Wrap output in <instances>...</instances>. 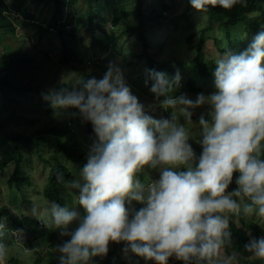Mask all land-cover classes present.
Masks as SVG:
<instances>
[{
  "label": "clouds",
  "instance_id": "clouds-1",
  "mask_svg": "<svg viewBox=\"0 0 264 264\" xmlns=\"http://www.w3.org/2000/svg\"><path fill=\"white\" fill-rule=\"evenodd\" d=\"M19 1L6 3L14 6ZM190 3L200 13L208 11L209 5L225 10L248 7V0ZM81 7L86 9L87 4L83 2ZM15 25L16 36L23 40L26 31L17 22ZM130 42L141 51L126 49L124 45ZM11 43L14 45V39ZM104 43L110 45L108 49L100 46L105 55L121 45L122 68L118 61L117 65H105V55L92 53L87 56L91 61L84 64H62L56 55V64L43 83L41 105L47 107L45 113L78 110L95 133L96 138L85 136L87 162L79 171V180L71 182L79 207L50 201L47 217L41 219L42 213L36 208L32 213L18 209L19 195L27 188L12 193L7 183L10 204L4 208L19 218L26 215L36 223V230H57L63 242L49 252L56 248L58 264H94V258L107 257L111 244L123 245L122 256L129 264L133 257L146 264H169L173 258L181 264H231L235 257L221 254L224 246L232 243L231 218H264V25L245 50H227L215 59L216 91L205 95L202 82L203 91L190 90L197 94L195 99L184 92L174 94L184 77H191L183 76L176 64L175 72L149 66V55L143 53L152 54L155 41L151 38L146 49L136 37H121L115 43L107 39ZM130 54L142 59L130 58ZM158 58L163 59L159 54ZM93 62L97 66L89 67ZM57 65L76 69V78L69 80L73 73H66L50 86L48 78ZM132 72H138L137 86L127 74ZM133 92L148 93L152 100L156 97L159 111L146 108L143 103L151 99L141 103ZM204 107L207 118L202 113L196 122L199 139L195 143L202 149L198 155L190 142L188 125L194 123L195 111ZM146 169L158 170L159 178L146 175L141 181ZM234 181L237 187L229 191ZM2 217L0 236L6 227L17 235L18 230H10L8 218ZM21 228L19 231L32 242L31 249L25 241L28 249L37 248L42 239L36 242L29 227ZM9 247L0 241V264H7ZM244 249L251 254L250 259L264 261V236L251 238Z\"/></svg>",
  "mask_w": 264,
  "mask_h": 264
},
{
  "label": "trees",
  "instance_id": "trees-1",
  "mask_svg": "<svg viewBox=\"0 0 264 264\" xmlns=\"http://www.w3.org/2000/svg\"><path fill=\"white\" fill-rule=\"evenodd\" d=\"M176 1L153 0L147 5V0H134L132 7H129V4H123L120 0H20L14 6L8 5L6 0H0V42L3 39L8 40L9 36L14 37V45L7 42L4 51L0 53V172L10 164L14 165L8 182L12 193L23 192L29 186L38 192L43 187L44 198L64 206L62 188L65 183L74 181L76 176L67 162L58 161L55 164L54 158L60 153L66 160L83 167L88 153L82 146L85 136L95 137L91 123L84 121L75 109L56 114L61 119L58 122L49 120L38 127L35 119L27 115L33 110L28 105L29 99L37 98L38 105L43 104V83L47 81L50 69L56 64L54 56L58 55V62L62 64H84L91 61L87 56L93 53L92 46L98 44V47L110 48L97 35L99 31L107 36L110 43L117 42L121 37H136L144 45L143 49H146L150 44L146 41L150 39V28L157 27L158 30L159 27H166L171 33L166 35V43L158 51L154 50L157 55L146 51L143 53L149 55V66L153 70L171 72H175L176 68H184L191 77H184L183 82L188 85L189 90L200 92L204 88L200 83L203 82L205 86L215 84V58L207 48V43L212 42L220 56L227 50L239 53L246 48L240 47L239 41L244 38L237 35L244 31L256 34L264 25V0H248L247 8L236 6L232 10L209 5L208 11L204 12L207 18L203 25L197 22L195 17L198 11L191 7L190 0H186L188 7L181 13L168 16L175 12V5L178 3ZM83 2L87 4L86 9L81 7ZM16 22L26 31L23 40L16 36ZM185 31L188 32L185 39L171 41L170 37L176 38L179 32ZM82 32L90 33L94 41L85 43ZM210 34L216 36L210 38ZM129 44V49L133 50L132 46L136 44ZM167 45L172 49H167ZM185 46H188V50H195L194 59L183 57V54H187L184 51ZM158 54L163 59L159 60ZM128 56L142 59L137 54ZM166 57L171 59L167 60ZM42 112L45 113V110ZM47 112L54 113V110ZM205 116L207 118V114ZM21 119L25 120L24 124L19 123ZM69 122L75 123L74 129ZM75 130H82L85 135L78 136ZM31 150L37 154L27 157ZM45 151L52 155L46 160V164L51 165V170L44 186L35 185L30 177L28 164L31 158L44 156ZM144 174L147 175H141ZM58 176L63 179L58 180ZM1 194L0 184V196ZM3 208H0V218H8L10 230L19 231L21 227L27 226L33 232L30 233L31 238L47 240L51 247L63 242L64 238L60 237L57 230H36V223L26 218V215L19 218ZM230 230L232 243L224 246L225 253L234 256L237 264H264L259 259H250L251 254L244 249V245L251 238L264 236V224L252 217H232ZM0 241L5 243L2 236ZM26 244L32 249L30 240ZM114 253L110 248L107 257L94 258V264H129L122 255L117 256ZM140 260L141 258L133 257L132 264H140ZM13 261L20 264L18 259ZM40 262L41 259L38 258L35 264ZM176 263L181 264L177 260ZM47 264H58V257L54 252H49Z\"/></svg>",
  "mask_w": 264,
  "mask_h": 264
},
{
  "label": "rangeland",
  "instance_id": "rangeland-1",
  "mask_svg": "<svg viewBox=\"0 0 264 264\" xmlns=\"http://www.w3.org/2000/svg\"><path fill=\"white\" fill-rule=\"evenodd\" d=\"M120 1L123 2V4H129V7H132L133 2H134V0H120ZM151 1H153V0H147V5H149L151 3ZM176 2H178V3L177 4L175 3L176 4L175 5V8H176L175 12H173L172 14L169 13L168 16H176L179 13H181L182 10H185L188 7L186 0H177ZM196 16L197 17H195V18H196L198 23H201V25L206 23L207 15L204 12H201V13L198 12L196 14ZM169 25H172V24L169 23ZM215 27H217V25H215ZM20 33H22V30H20ZM148 33H149V36L151 38V41L152 42L155 41V44H153V46L151 48V52L154 55L155 54L157 55V53L154 52V50L157 51V49L155 47L159 48L160 46H162L163 42L166 43V40H167L166 35L167 36L170 35L171 31L166 27H159L158 30H157V27H155V28L151 27L150 30L148 31ZM254 35H255L254 32H245V31L238 34L237 37L244 38V40H243L244 42L239 41L240 47L243 46L244 48H247L248 44L251 42L252 37ZM84 36H85V40H84L85 43H92L93 42V38L91 37L90 33H86V34H84ZM98 36L103 38L104 41H107V38L104 36V34L102 32H98ZM187 36H188L187 31L179 32L177 34L176 38L170 37V39H171V41L174 42L177 39L183 40ZM209 36H210V38H214L216 36V34H210ZM219 37H220V35H218L217 38H219ZM8 39L9 40H4V39L1 40V42H0V53H2L4 51V46L7 44V42L11 43V41L14 39V37L12 36ZM124 47L126 49H129L130 44H125ZM166 48L172 49V47L169 45H167ZM207 48L211 51V55L213 56V58L217 59L220 57V52L215 50V46L212 42L207 43ZM132 49L135 52H140L142 48L140 46L133 45ZM92 51H93V54L96 55V57H103L105 55L103 48L98 47V45L92 46ZM121 51H122L121 45H118L111 52H107L105 55L106 61L103 63L107 66H109L110 64L117 65V61H118L117 66L122 68L123 60L120 57ZM184 51H186L188 55L183 54V57H188L191 60L194 59L195 50H191V48L188 50V46H185ZM167 55H171V53H167ZM174 55H175V52H174ZM96 66L97 65L94 62L89 65V67H96ZM76 71H77L76 69L69 67V66L57 65L51 70V74L48 78V83L50 84V86L57 84L60 81L61 76L66 74V73H73V75L71 76V78L69 80L75 79L77 76ZM179 71L183 76L191 75L187 72L185 73L184 68L180 69ZM127 74L132 75L131 81L133 82V84L135 86L139 85L137 82H135V80L137 79L138 72H132V73H127ZM205 89H207V93H205V95H208V94L216 91L215 84L208 85L205 87ZM181 92L186 93L187 95H189L193 99H195V97L197 96V94L190 92L188 85L184 82H181V86L176 90V92L174 94L179 95ZM133 94H135L139 98L141 103L143 102V100L147 101L148 99H151V100H148L149 103H143V104L146 106V108H148L149 106H152L151 111H159L155 105V104H157L159 106V101L157 100L156 97L154 98V100H152L153 99L152 96L148 93L138 94L137 92H133ZM161 99H163V97H161ZM37 103H38V101H32L29 99V104H28L29 107H31L33 109L31 112L28 113V115L32 116L35 119L36 127L40 126L42 123L47 122L49 120H55L56 122L61 120L59 117H57L54 114L43 113L42 110L46 111L47 107L45 105L39 106ZM152 103H154V104H152ZM160 111L166 113V111H164L163 109H161ZM207 111H208L207 107L197 109L195 111L194 116H193V122L194 123L191 125H188L189 132H190V140H191L190 142L192 143V146L198 155L202 149H201L199 144L195 143V141H198V139H199V127L196 124V122H198L196 120V117L198 119L199 115H201L202 113L205 115L207 113ZM181 122H183L182 118H181ZM19 123L24 124L25 120L21 119V120H19ZM69 125L71 127H73V129L75 128L74 122H69ZM75 132L78 134V136H80V135L84 136L85 135L84 131H82V130H75ZM82 146H85V145L82 144ZM54 153H56V152L54 151ZM36 154L37 153L34 150H31L30 152L27 153V157L33 156ZM51 156L52 155L49 153V151H45L44 156H41V158L33 157L30 159V162L28 164V170L30 173V177L33 179V182L35 185L44 186L46 184V182L48 180L49 172L51 170V165L46 164V160L50 159ZM58 161L67 162L70 169L73 171V173L76 176L75 180H79V178H80L79 177V171L82 169L81 166L74 164L69 159L66 160V157L60 153H58L54 158L55 164ZM13 168H14V165L10 164L3 172H0V182H1V190H2V194L0 196V208L4 207V206H9V204H10V197H9L10 191H9V187H8L7 183L9 181V179H11V174L13 173ZM145 171L147 173V176L150 177L151 179L155 180V179L159 178V171L158 170H155V172H153L154 170H152V169H146ZM26 173H28V172L26 171ZM141 177H142L141 179L139 177H138V179H140L141 181H144L145 180V178H144L145 174L141 175ZM64 185H65L64 188H62V197H63L62 201L64 202V204L67 205L69 208L79 207L78 201H77L76 190L71 188V183H65ZM236 187H237V185L235 184V181H234L233 184L230 186L229 191L235 189ZM42 194H44L43 187H41V189L38 190V192L36 190L34 191L32 186L27 187L25 193L19 195L18 209L20 211L26 210L27 212L32 213L33 208H36L38 211H40L42 213L40 218L45 219L47 217L46 209L50 206L51 202L48 201L46 198H44V196ZM25 199H28L29 201L26 202ZM136 207L138 208V207H140V205H136ZM80 211H81V213H83V209H80ZM29 215H32V214H29ZM252 218L259 220V222L264 224V218H257L256 216H252ZM6 225H7V223H6ZM15 232H10L9 229L6 227V230L4 231V234L2 236L3 239L5 240V243L10 246L7 264H16V262H14L12 260V258H18L20 260V264H35V261L38 258L41 259L40 264H46L48 262L49 251L51 248L49 243L41 241L37 248H35L34 250H29L25 244V241L29 240V239H27L25 237V235L22 233V231H18L17 235L15 234ZM13 235L16 237L15 239L12 238ZM37 241H39V240H36V242ZM122 247H123L122 244H111L110 245L111 252H115L114 254L117 256L122 255ZM26 249L28 250L27 253H25ZM53 252L56 254V256L59 255L58 252L56 251V248H53ZM221 254H222V257H224V258L229 257L228 255L225 254L223 249H222ZM140 264H146V262L143 259H141ZM150 264H153V262H150ZM169 264H177L175 258L171 259L169 261ZM221 264H222V262H221ZM231 264H237V261L235 259H233L231 261Z\"/></svg>",
  "mask_w": 264,
  "mask_h": 264
},
{
  "label": "bare ground",
  "instance_id": "bare-ground-1",
  "mask_svg": "<svg viewBox=\"0 0 264 264\" xmlns=\"http://www.w3.org/2000/svg\"><path fill=\"white\" fill-rule=\"evenodd\" d=\"M131 33L133 34V32H131ZM146 41H148V40H146ZM166 41H167V40H166ZM235 42H236V41H235ZM96 45H98V44H96ZM157 45H158V44H157ZM157 45H156V46H157ZM143 46H144V45H143ZM146 46H147V45H146ZM147 48H148V47H147ZM155 48H156V47H155ZM157 51H158V50H157ZM159 53H160V52H159ZM155 55H156V54H155ZM152 56H153V55H152ZM155 58H156V57H155ZM155 58H154V59H155ZM148 63H149V62H148Z\"/></svg>",
  "mask_w": 264,
  "mask_h": 264
}]
</instances>
